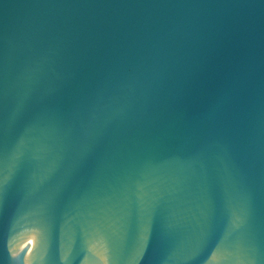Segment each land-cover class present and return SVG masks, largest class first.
<instances>
[{"label":"water","instance_id":"water-1","mask_svg":"<svg viewBox=\"0 0 264 264\" xmlns=\"http://www.w3.org/2000/svg\"><path fill=\"white\" fill-rule=\"evenodd\" d=\"M0 264H264V0H0Z\"/></svg>","mask_w":264,"mask_h":264}]
</instances>
